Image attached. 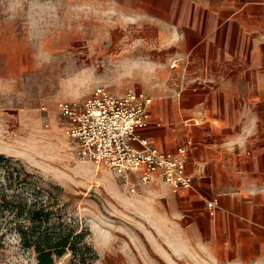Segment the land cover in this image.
<instances>
[{"label":"rangeland","instance_id":"rangeland-1","mask_svg":"<svg viewBox=\"0 0 264 264\" xmlns=\"http://www.w3.org/2000/svg\"><path fill=\"white\" fill-rule=\"evenodd\" d=\"M172 4L0 0V155L12 159L1 163L13 174L0 168V188H42L94 254L81 263L67 252L54 264H264V193L254 190L264 188V159L253 174L219 171L177 191L154 180L131 191L78 156L58 113L59 102H82L97 87L141 91L170 113L187 83ZM229 148L226 166L252 169L248 148L243 161ZM211 188H254L232 202V235L221 231L220 209L215 218L207 211V200L223 195ZM0 264H38L1 223Z\"/></svg>","mask_w":264,"mask_h":264},{"label":"crops","instance_id":"crops-1","mask_svg":"<svg viewBox=\"0 0 264 264\" xmlns=\"http://www.w3.org/2000/svg\"><path fill=\"white\" fill-rule=\"evenodd\" d=\"M172 2L173 26L182 35L175 48L177 63L181 60L187 83L173 100L170 113L152 102L151 123L139 134L159 150L184 146L192 186L197 176L258 171L256 164L264 159V0ZM229 146L236 161L245 159L244 147L248 148L252 169L226 166L223 162L231 159L226 155L231 152ZM154 180L161 181L159 176ZM211 189L223 195L208 199L207 211V203L214 202L215 212L209 215L215 218L220 209L221 231L232 235V202L238 199V190L254 188ZM254 190L264 193V188ZM243 223L236 217L237 228Z\"/></svg>","mask_w":264,"mask_h":264},{"label":"built area","instance_id":"built-area-1","mask_svg":"<svg viewBox=\"0 0 264 264\" xmlns=\"http://www.w3.org/2000/svg\"><path fill=\"white\" fill-rule=\"evenodd\" d=\"M151 104L152 98L141 91L117 95L97 87L82 102L61 101L57 109L78 156L109 168L131 191L155 176L172 191L189 189L193 177L186 172V148L159 150L139 134L151 123ZM207 207L213 215L214 202Z\"/></svg>","mask_w":264,"mask_h":264},{"label":"trees","instance_id":"trees-1","mask_svg":"<svg viewBox=\"0 0 264 264\" xmlns=\"http://www.w3.org/2000/svg\"><path fill=\"white\" fill-rule=\"evenodd\" d=\"M10 161L0 155V168L5 167L8 178L13 176L11 166L1 162ZM24 189L0 188V223L3 229L14 230L21 245L35 253L38 264H54L55 258L67 252L81 263L94 257L92 248L83 241L82 230L62 220L49 193L42 188H34L31 193Z\"/></svg>","mask_w":264,"mask_h":264}]
</instances>
